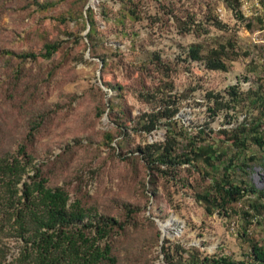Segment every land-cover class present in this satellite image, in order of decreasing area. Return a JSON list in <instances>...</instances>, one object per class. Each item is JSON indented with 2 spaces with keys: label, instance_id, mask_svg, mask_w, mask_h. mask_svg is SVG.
<instances>
[{
  "label": "rangeland",
  "instance_id": "1",
  "mask_svg": "<svg viewBox=\"0 0 264 264\" xmlns=\"http://www.w3.org/2000/svg\"><path fill=\"white\" fill-rule=\"evenodd\" d=\"M244 2L240 18L235 0H0V161L17 157L23 179L38 172L91 216L120 223L108 238L114 264H177V245L244 260L250 241L264 242L254 196L224 207L211 196L229 179L264 191L255 127H245V148L233 141L240 122L264 119V0ZM213 57L221 68L208 67ZM230 85L234 109L211 117L206 93ZM166 101L178 107L173 121L142 130L143 114ZM169 134L180 151L191 140L218 154L161 172L145 144ZM13 228L0 219V261L25 264Z\"/></svg>",
  "mask_w": 264,
  "mask_h": 264
},
{
  "label": "trees",
  "instance_id": "2",
  "mask_svg": "<svg viewBox=\"0 0 264 264\" xmlns=\"http://www.w3.org/2000/svg\"><path fill=\"white\" fill-rule=\"evenodd\" d=\"M231 9L235 15L243 18L238 0H235ZM57 47L58 42L46 44L41 56L49 58ZM190 51L191 56L198 59L197 48L191 47ZM23 56L35 58L37 54L29 52ZM207 63L213 69L223 66L218 57L209 59ZM238 94L236 85L228 86L223 92L208 91L205 97L210 103L207 108L209 115L214 117L222 109L233 110ZM168 102L160 104L155 111L143 114L140 121L142 130L150 132L161 121H173L178 107L169 108ZM248 125L256 129L251 132L253 143L258 150H264V119L240 122L236 129L241 128L242 136H236L233 141L240 147H246L244 132L247 133L245 127ZM188 144H191L190 149L180 151L176 147L175 134H169L163 141L145 144V161L149 165H158V169H161L159 167L162 164L175 168L181 162L193 163L197 159L210 163L218 154L210 143L202 145L201 142L188 140ZM24 172L25 163H21L17 157L11 161H0V219H11L17 236L25 242L27 248L22 253L25 264L116 263L108 238L115 227H122L120 223L108 217L91 216L78 201H70L64 188L49 187L38 172L30 176L29 180L23 179ZM246 195L255 198L249 204L251 210L264 208V191L256 189L246 180L238 183L233 179L226 180L222 186H217L215 194H211L221 207ZM169 249L170 245L163 246L166 257H169ZM177 249L185 252L184 258L177 264H264V242L255 240L250 241L249 252L244 260L211 256L195 250L188 252L179 245ZM0 264L3 262L0 261ZM168 264H171L170 259Z\"/></svg>",
  "mask_w": 264,
  "mask_h": 264
},
{
  "label": "built area",
  "instance_id": "3",
  "mask_svg": "<svg viewBox=\"0 0 264 264\" xmlns=\"http://www.w3.org/2000/svg\"><path fill=\"white\" fill-rule=\"evenodd\" d=\"M239 1L242 3V7H244V5H245L244 0H239ZM254 1H255V4L257 5L256 0H254ZM250 14H252V13L250 12ZM260 19H261V21H262V23L264 25V13L260 15ZM263 30H264V27H263Z\"/></svg>",
  "mask_w": 264,
  "mask_h": 264
}]
</instances>
